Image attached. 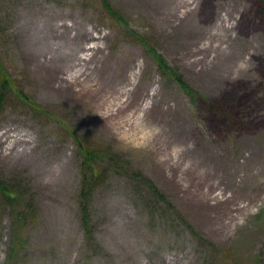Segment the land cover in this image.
Returning <instances> with one entry per match:
<instances>
[{
    "label": "rangeland",
    "instance_id": "rangeland-1",
    "mask_svg": "<svg viewBox=\"0 0 264 264\" xmlns=\"http://www.w3.org/2000/svg\"><path fill=\"white\" fill-rule=\"evenodd\" d=\"M99 1L0 0V58L64 125L124 154L209 247L147 224L122 176L97 192L86 239L72 139L9 102L0 175L24 178L39 211L25 264H264V0H107L115 17ZM135 33L233 120L191 105ZM8 232L6 218L0 264Z\"/></svg>",
    "mask_w": 264,
    "mask_h": 264
},
{
    "label": "trees",
    "instance_id": "trees-1",
    "mask_svg": "<svg viewBox=\"0 0 264 264\" xmlns=\"http://www.w3.org/2000/svg\"><path fill=\"white\" fill-rule=\"evenodd\" d=\"M101 2L112 16H117V12L112 9L107 0H101ZM136 40L140 42L145 53L154 60L160 75L167 81L176 83L193 104L203 103L202 107L208 114L224 117L226 122L233 120V116L223 107H218L216 111L211 110L212 108L208 107L209 101L194 91L176 68L169 66L167 61L141 36L136 35ZM9 102L30 113L36 121L42 118H54L56 123L63 127L64 131L61 130V132H65L73 140L79 160L80 174L76 197L80 224L86 239L91 240L94 237L92 207L97 192L105 187L111 178L123 175L130 182V191L136 208L147 217L148 223L153 224L159 221L164 229L175 233L176 229H181V232L191 236L197 249L201 246L209 247L204 244L203 238H199L198 234L192 231L184 218L176 217L175 207L168 197L161 193L138 169H135L128 159L116 152L111 144L87 138L55 118L50 110L35 102L18 86L0 58V114ZM23 179L17 175L14 177L0 175V237L3 236L5 219L9 220L3 264L27 263L29 249L27 232L30 225L37 222L39 218L36 201Z\"/></svg>",
    "mask_w": 264,
    "mask_h": 264
}]
</instances>
